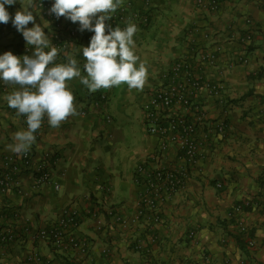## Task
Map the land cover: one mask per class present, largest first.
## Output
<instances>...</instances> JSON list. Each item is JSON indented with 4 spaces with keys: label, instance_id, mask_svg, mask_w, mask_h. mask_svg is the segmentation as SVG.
I'll return each instance as SVG.
<instances>
[{
    "label": "crops",
    "instance_id": "crops-1",
    "mask_svg": "<svg viewBox=\"0 0 264 264\" xmlns=\"http://www.w3.org/2000/svg\"><path fill=\"white\" fill-rule=\"evenodd\" d=\"M38 1L17 0L6 9L14 17L31 2L36 22L56 47L55 27L50 17L37 10ZM211 1L123 0L107 24H120L117 18L122 15L126 24L137 25L134 53L140 58L138 63L148 67L147 83L142 91L121 85L89 93L77 79L69 82L80 114L70 116L58 128H51L45 117L29 151L36 162L50 156L52 184L37 187L28 171L16 178L11 190H0V235H13L12 241L0 243V264H36L34 257L50 264H264V0H221L215 12L210 9ZM145 15L148 22L142 23ZM63 24L67 29L74 25L64 18ZM248 32L252 41L245 44ZM91 35L87 31L73 40L63 33L72 43L66 51L59 50L57 63L72 57L85 75L82 47ZM243 49L249 58L247 65L239 61ZM196 50L217 56L203 67L202 75L225 88L219 97L202 92L209 127L202 134L212 128L214 132L217 123H225L226 129L223 134L209 132V156L191 172L183 190L163 204L162 223L136 225L133 220L142 192L136 169L155 152L158 138L147 132L139 148L125 151L119 127L123 120L112 109L124 115L129 111L134 117L139 108L145 125L142 106L160 85L164 72L174 60ZM7 51L17 56L33 52L11 21L0 24V54ZM14 90L17 87L0 81V174L5 158L15 155L8 147L14 143L13 134L27 129L26 117H18L4 100ZM103 91L109 94L108 106L92 110V100ZM108 115L110 122L105 119ZM218 184L222 187L217 188ZM249 199L253 201L250 208L235 211ZM66 209L79 213L81 224L75 235L87 242L85 255L74 249L58 250L37 238ZM94 212L108 224L106 229L96 228ZM111 212L125 215L131 228L111 227ZM239 222L248 233L236 239ZM191 232L195 238L189 237ZM137 241L142 243V252L134 248Z\"/></svg>",
    "mask_w": 264,
    "mask_h": 264
},
{
    "label": "built area",
    "instance_id": "built-area-1",
    "mask_svg": "<svg viewBox=\"0 0 264 264\" xmlns=\"http://www.w3.org/2000/svg\"><path fill=\"white\" fill-rule=\"evenodd\" d=\"M221 0H212L210 9L217 11ZM5 7H9L5 5ZM37 10L42 15L51 18L55 27L54 39L58 50L66 51L71 40L64 39L63 33L67 32L70 39H79L87 31H78V24H74L67 29L63 24V18L56 19L54 15L48 14L51 4L45 1L36 3ZM264 9V4H263ZM120 24H108L121 29L127 26L124 16L117 18ZM141 22L147 23L148 16L141 18ZM250 22V21H249ZM252 41V34L248 32L244 37V43L249 44ZM240 63L247 65L249 58L245 54L246 49L242 50ZM217 60L213 53H207L202 50H196L192 54L177 58L173 61L170 68L164 72L161 77L160 85L152 92L148 100L143 104L144 124L149 135L158 138V146L155 152L141 162L136 169V178L142 188L141 198L136 212V219L133 223L139 225V222H147L150 225L162 223V206L165 202L171 200L185 187L191 172L197 170L212 150L211 141H208L209 132L214 134H223L226 127L225 123H217L215 131L209 129L208 134L205 128L208 127L204 103L206 96L219 97L224 91L221 83H212L204 79L202 75L203 67ZM110 101L107 91L98 94L91 103L92 110H105ZM86 115V112L84 113ZM106 121L110 122L111 117L106 116ZM209 128V127H208ZM204 135V136H203ZM174 152H177L173 158ZM4 170L0 174V190L3 193L8 192L15 185L16 178L22 173L31 171L35 177L37 187L50 185L53 182V171L50 156L44 155L43 159L36 162L31 152L23 156L17 154L7 156L4 160ZM58 190L60 186L54 185ZM222 185L218 184L217 188ZM253 205L252 200H246L235 208L236 212H242L245 208ZM95 225L98 230L108 227V224L99 215L94 212ZM111 227L118 225L123 230L130 229L129 219L121 212H111ZM81 221L79 213L73 209H66L61 218L48 228L41 230L37 238L50 242L58 250H79L83 255L88 253V244L81 241L75 235L80 227ZM134 224V225H135ZM238 229L241 234H247L248 230L243 222L238 223ZM190 238H195V233L189 234ZM157 239L153 238V241ZM13 240V235H0V243ZM134 243V241H133ZM253 245V242L250 241ZM136 251L142 252V243L137 241L134 244ZM206 261L210 263V257L204 255ZM36 264L42 263L37 257L32 258ZM143 264H149L144 261ZM241 264H250L243 261Z\"/></svg>",
    "mask_w": 264,
    "mask_h": 264
},
{
    "label": "clouds",
    "instance_id": "clouds-1",
    "mask_svg": "<svg viewBox=\"0 0 264 264\" xmlns=\"http://www.w3.org/2000/svg\"><path fill=\"white\" fill-rule=\"evenodd\" d=\"M17 0H0V24H8L22 34L26 46H32L31 55L17 56L11 51L0 54V81L17 87L4 96L9 108L16 115L26 117L27 129L13 134L14 143L9 149L23 156L36 141V133L45 117L51 128H58L70 116H78L75 97L69 82L77 79L89 93L113 86L127 85L129 89L142 91L148 80V67L134 53V35L138 28L128 23L121 29L107 24L123 0H53L48 9L56 19L63 17L78 24V31L92 33L87 46L82 47L85 59L82 75L76 59L67 58L57 63L59 50L36 22V15L29 4L16 11L12 17L5 5ZM32 24V27H28ZM110 98V97H109Z\"/></svg>",
    "mask_w": 264,
    "mask_h": 264
},
{
    "label": "rangeland",
    "instance_id": "rangeland-1",
    "mask_svg": "<svg viewBox=\"0 0 264 264\" xmlns=\"http://www.w3.org/2000/svg\"><path fill=\"white\" fill-rule=\"evenodd\" d=\"M112 112L123 120L122 126L119 127L123 129L124 136L122 135L123 138L121 137L122 139H120L124 141L125 151L131 152L132 150L139 148L140 144L143 143V140L147 138L146 126L142 125L140 121V109H136L134 117L130 115L129 111L124 115V113L113 108Z\"/></svg>",
    "mask_w": 264,
    "mask_h": 264
},
{
    "label": "trees",
    "instance_id": "trees-1",
    "mask_svg": "<svg viewBox=\"0 0 264 264\" xmlns=\"http://www.w3.org/2000/svg\"><path fill=\"white\" fill-rule=\"evenodd\" d=\"M94 95H95V94H94ZM94 95H93V96H94ZM97 97H98V94L96 95V97H95V98H97ZM246 209H248V208H245V210H246ZM263 210H264V205H263ZM243 235H244V234H241V233L239 232V236H240V237H239V236H237V237H236V239H240V238H242V237H243ZM249 237H250V235H249ZM238 242H239V240H238Z\"/></svg>",
    "mask_w": 264,
    "mask_h": 264
}]
</instances>
